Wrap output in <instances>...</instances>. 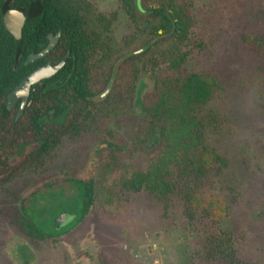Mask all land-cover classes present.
I'll list each match as a JSON object with an SVG mask.
<instances>
[{
  "label": "rangeland",
  "instance_id": "obj_1",
  "mask_svg": "<svg viewBox=\"0 0 264 264\" xmlns=\"http://www.w3.org/2000/svg\"><path fill=\"white\" fill-rule=\"evenodd\" d=\"M89 1L102 13H118V42L134 34L120 0ZM193 15V40L200 46L185 72L219 80L201 114L203 143L174 158L159 146L139 147L141 122H131L134 117L108 122L109 131L99 136L127 149L117 155L121 168L80 222L84 187L66 182L65 173L97 183L102 146L88 135L65 140L43 172L0 192V264H264V0H195ZM151 87L145 78L137 85L140 120ZM131 170L148 176L138 193L116 183ZM164 183L170 193L154 190L153 184ZM214 204L225 205L228 216L216 217ZM22 205L52 239L31 241L21 231L16 216ZM62 214L75 221L58 229Z\"/></svg>",
  "mask_w": 264,
  "mask_h": 264
},
{
  "label": "trees",
  "instance_id": "obj_2",
  "mask_svg": "<svg viewBox=\"0 0 264 264\" xmlns=\"http://www.w3.org/2000/svg\"><path fill=\"white\" fill-rule=\"evenodd\" d=\"M194 6L195 0H120V8L134 28V34L120 43L113 30L118 13H102L89 0H0V192L43 172L65 140L93 136L102 146L98 182L65 173L69 177L66 182L84 187L82 222L109 185L110 174L121 168L122 155H117L127 149L108 136H99L102 130L109 131L108 122L134 117L131 122H141L139 147L159 146L165 156L175 158L181 150L202 144L201 114L212 101L219 80L203 72H185L200 46L193 40ZM12 9L28 18L22 45L15 43L3 23L4 13ZM59 30L60 43L48 57L25 65L30 53L44 49L45 36ZM67 54L63 69L32 88L28 106L17 121V109H8L10 93L36 65L58 64ZM144 78L152 87L142 99L140 120L135 114L136 92ZM111 81V90L101 98ZM34 146L37 148L28 153ZM210 155L225 164L219 153L212 150ZM15 157L20 160L13 164ZM116 183L138 193L148 184V176L131 170ZM160 187L170 193L166 183L153 184L154 190ZM22 206V213L16 216L21 231L31 241L52 239L27 217ZM212 207L216 217L228 216L225 205Z\"/></svg>",
  "mask_w": 264,
  "mask_h": 264
},
{
  "label": "water",
  "instance_id": "obj_3",
  "mask_svg": "<svg viewBox=\"0 0 264 264\" xmlns=\"http://www.w3.org/2000/svg\"><path fill=\"white\" fill-rule=\"evenodd\" d=\"M27 20V17L20 10H8L3 15V23L6 30L15 37V40L18 45H20L21 37H22V29ZM61 37V33L57 36H50V44L46 49L41 51L38 54H31L27 60V63H34L40 59L47 57V55L53 51L56 47L59 39ZM69 59V54H67L61 62L56 65H53L51 62L45 64L44 66H40L32 71L29 75H27L21 83L11 92L8 97V109L11 111L16 106L17 102L22 99V102L19 107V112L17 115V121L23 116L25 109L28 105L29 98L31 95L32 87L39 84L41 81L48 80L54 77L61 69H63ZM113 81L110 82L109 86L101 96V98H105L109 91L111 90ZM73 215L62 214L56 220L58 224V229H61L72 222H74Z\"/></svg>",
  "mask_w": 264,
  "mask_h": 264
},
{
  "label": "flooded vegetation",
  "instance_id": "obj_4",
  "mask_svg": "<svg viewBox=\"0 0 264 264\" xmlns=\"http://www.w3.org/2000/svg\"><path fill=\"white\" fill-rule=\"evenodd\" d=\"M12 10H15V9H12ZM22 13H23V12H22ZM23 14H24V13H23ZM24 15H25V14H24ZM25 16H26V15H25ZM26 17H27V16H26ZM27 21H28V18H27V20H26V22H25V24H24V26H23V29H22V37H21L20 45H22V41H23V30H24L25 26L27 25ZM5 29H6V28H5ZM7 32H8V31H7ZM8 33H9V32H8ZM59 33H61V36H62V31H61V30H59L58 32H49V33L47 34V36H45V37H46V40H47V43H46L44 49H46V48L48 47V45L50 44V42H51V40H50V36L55 37V36H57ZM11 35H12V34H11ZM12 36H13V35H12ZM13 38H14L15 43L17 44V42H16L14 36H13ZM60 40H61V37H60V39H59L57 45L60 43ZM17 45H18V44H17ZM57 45H56V46H57ZM55 48H56V47H55ZM55 48H54V49H55ZM44 49H43V50H44ZM54 49H53V50H54ZM43 50H42V51H43ZM33 53H34V52H32V53H30V54L28 55V57H27V59H26V61H25V65H33V64L37 63L38 61L47 58L48 55H49V54H48L47 57H45V58H43V59H40V60H38V61H36V62H34V63H30V64H28V63H27V60H28L29 56H30L31 54H33ZM39 53H40V52H39ZM34 54H38V53H34ZM49 62H51V61H49ZM49 62H46L45 64H47V63H49ZM51 63H52V62H51ZM45 64H41V65L39 64V65H36V66L31 70V72L34 71L36 68H38V67H40V66H44ZM52 64H53V63H52ZM53 65H56V64H53ZM31 72H29L27 75H29ZM27 75H26V76H27ZM26 76H24L23 79H24ZM23 79H22V80H23ZM22 80H21V81H22ZM20 83H21V82H20ZM20 83H19V84H20ZM19 84H18V85H19ZM18 85H17V86H18ZM17 86H16V87H17ZM16 87H15V88H16ZM15 88H14V89H15ZM32 88H33V87H32ZM31 91H32V90H31ZM10 94H11V93H10ZM30 96H31V95H30ZM8 97H9V96H8ZM29 99H30V98H29ZM21 102H22V99H20V100L17 102L16 106L13 108V110H14V109H17V115H18V112H19V107H20ZM28 103H29V102H28ZM27 106H28V105H27ZM11 111H12V110H11ZM16 119H17V117H16Z\"/></svg>",
  "mask_w": 264,
  "mask_h": 264
}]
</instances>
